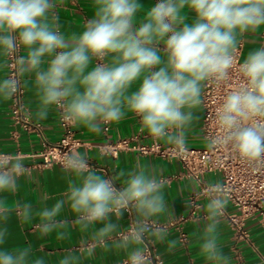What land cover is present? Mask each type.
Wrapping results in <instances>:
<instances>
[{"label":"clouds","instance_id":"obj_1","mask_svg":"<svg viewBox=\"0 0 264 264\" xmlns=\"http://www.w3.org/2000/svg\"><path fill=\"white\" fill-rule=\"evenodd\" d=\"M54 0H0V56L13 60L14 72L0 80V99H11L21 84L19 77L35 74L39 106L25 116L37 122L48 118L53 106L63 121L101 131L100 123L119 122L127 112L140 117V131L187 152L186 133L199 117L193 111L202 105L203 84H217L230 78L235 65L238 37L264 25V0H159L139 20V0H95V16L80 35L66 37L60 31ZM194 13L188 23L182 10ZM163 44V48L160 45ZM21 49L26 55H15ZM161 52L164 56H161ZM48 67L44 69V57ZM97 63L90 71L93 58ZM9 67L0 62V70ZM242 82L230 91L216 110L220 134L207 142L210 150L229 147L242 162L253 168L264 166V46L250 51L239 65ZM143 76L139 87L129 92ZM69 180L64 199L36 215L42 236L56 232L57 239L69 236L67 222L56 217L65 204L75 214L74 225L87 232L96 223L103 227L92 233L94 243L86 244L82 255H95L96 246L127 253L125 264H152L145 238L167 241L169 251L180 243L167 240L168 230L153 219L168 212L165 181L137 163L121 190L112 178H105L89 166L86 155L69 149L62 157ZM25 171L19 156H0V192H15L17 179ZM205 210L207 221L199 236L200 254L209 264H231L220 249L218 225L230 199V189L221 183L208 184ZM134 210L136 219L127 233L115 239L119 220ZM23 221L33 215L30 204L9 205L0 199V245L5 243L6 222L13 210ZM0 264H46L33 258L31 246L9 251L0 249ZM59 264H80V256L68 251Z\"/></svg>","mask_w":264,"mask_h":264},{"label":"crops","instance_id":"obj_2","mask_svg":"<svg viewBox=\"0 0 264 264\" xmlns=\"http://www.w3.org/2000/svg\"><path fill=\"white\" fill-rule=\"evenodd\" d=\"M139 2L142 4V8L136 15L137 25L139 20L145 18L147 12L159 0H139ZM54 3L56 7L53 12L59 19L61 33L66 37L82 34L87 22L95 16V0H54ZM182 15L188 23L194 21V13L188 9L182 10ZM238 41V43H243L242 57L246 59L250 51L264 46V25L255 31L244 32L238 37ZM160 47L163 48V44ZM22 55H26V50L22 49ZM161 56H164L163 52H161ZM49 59L48 56L44 57L45 63L42 65L44 69L48 67ZM110 59V56L105 57V63H109ZM4 61H7V58L0 56V62ZM96 64L97 59L93 58L86 71H90ZM7 69L8 67L0 70V80L7 78ZM21 79L25 88V110H31L34 113L39 106L37 89L34 86L35 74L25 73L21 75ZM142 79L143 76L136 80L129 92L135 91ZM202 84L204 88V82ZM11 109L12 98L7 101L0 99V150L9 152L14 157L19 156L25 171L18 176L16 191L0 192V199L5 200L9 205L30 204L33 215L29 221H23L18 214V209L9 214L6 222L8 234L5 243L0 245V249L12 251L30 245L33 258L43 257L46 264H59L60 259L68 251L80 256V264H120L127 259V253L124 250L111 247L112 241L108 242L110 250L97 245L95 255L91 257L82 255V248L86 244L94 243L92 233L103 227V224L96 223L87 232H81L79 226L73 224L76 216L68 204H65L56 219L67 222L69 236L60 240L57 239L56 232L46 236L39 233L36 226L41 221L35 213L44 208H51L58 200L64 199L69 180L80 183L81 178L74 174H66L61 164H54L51 167L39 166L42 161L39 152L44 141L54 143L62 133L58 110L55 106L50 110L46 120L37 122L34 117L31 118L34 124L41 125L40 130L35 128L26 130L14 120ZM193 111L199 119L186 133L187 144L193 147H206L208 141L202 127L203 106L201 105ZM106 125L107 123H100L101 131L93 132L84 125L75 124L76 136L83 141V145L77 151L86 155L89 166L98 175L112 178L118 190H121L124 181L133 171L138 170V162L141 165H147L148 171L152 175L165 181L164 195L168 212L159 217H153V219L165 223L188 215L191 208L190 198L198 193L199 184L193 178L185 175L182 163L178 159L144 155L134 150L122 151L118 156L107 154L102 149V145L107 142L137 133L140 134V140L146 143L152 142L155 138L150 136L147 131H140V117L132 112H127L119 122H109L108 128ZM159 141L166 144L163 140ZM206 179L209 182H216L222 179V174L211 172L206 175ZM198 200L201 206L194 218L180 220L176 225L167 227V240L180 242L174 250L169 251L167 241L159 242L152 238H145V241L152 244L154 253L160 257L163 264H209L200 254L199 247V236L207 223L205 207L209 197L200 194ZM225 210L227 214L223 215L218 225L222 253L231 258V264H264V214L258 212L246 219L249 237L243 238L236 232L229 218V215L237 213L238 210L229 201ZM110 219L119 225L118 232L113 234L114 238L118 239L119 232L126 229L130 221L136 219V215L130 206L129 211L123 212L119 220L111 215ZM182 231L187 233L186 241L181 239Z\"/></svg>","mask_w":264,"mask_h":264},{"label":"built area","instance_id":"obj_3","mask_svg":"<svg viewBox=\"0 0 264 264\" xmlns=\"http://www.w3.org/2000/svg\"><path fill=\"white\" fill-rule=\"evenodd\" d=\"M243 43L237 45L235 52V65L230 70L229 80L217 84L209 80L204 82L202 106L204 109L203 117V131L207 141L220 134L219 127L215 120L216 110L222 105L224 97L233 89L240 86L242 77L239 74V65L243 63ZM15 55H22V49ZM105 59V58H104ZM103 60H98L97 63H105ZM9 65L7 69V77L14 72L13 60L7 58ZM21 84L18 91L12 97L11 114L17 123H20L26 130L41 129L40 124H34L31 119L25 116V88L22 84L21 76L19 77ZM59 124L61 127L60 138L52 143L44 141L43 147L39 152L42 161L39 166L51 167L54 164H62V157L69 149L78 150L83 145L81 138L76 136L75 124H70L63 121L59 109ZM109 123V122H108ZM108 123L106 128H108ZM105 153L113 156H118L122 151L134 150L144 155L161 156L168 159H178L185 170V175L193 178L199 184L198 193L190 198L191 208L188 215L181 216L178 220H171L169 222H159L158 224L166 228L176 225L181 220H188L197 215V211L201 206L198 200L200 194H206L205 188L208 184L221 183L230 189L229 202L238 210L237 213L229 215L230 221L239 236L243 238L249 237V232L246 229V219L260 212L264 214V166L253 168L246 162H242L237 154L233 153L229 147L217 148L214 150L208 147H193L188 145L187 152L177 150L175 146L170 144H163L157 139L150 143L140 140V134H133L122 137L114 141L107 142L102 145ZM0 156L14 157L13 154L0 150ZM211 172L221 173L222 179L216 182H209L206 175ZM164 180V179H161ZM114 186L117 188L116 183ZM224 214H227L224 210ZM135 219L130 221V224ZM129 224V226H130ZM129 226L120 231V233H127ZM181 239L187 240V233L182 231ZM150 253V258L153 264H163L160 257L154 253L152 244L145 241ZM125 260L120 264H125Z\"/></svg>","mask_w":264,"mask_h":264}]
</instances>
